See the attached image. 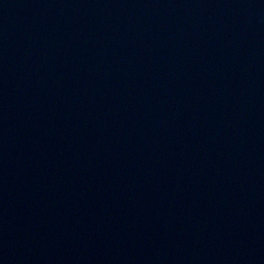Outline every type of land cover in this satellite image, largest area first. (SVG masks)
<instances>
[{"label":"water","instance_id":"water-1","mask_svg":"<svg viewBox=\"0 0 264 264\" xmlns=\"http://www.w3.org/2000/svg\"><path fill=\"white\" fill-rule=\"evenodd\" d=\"M0 264H264V0H0Z\"/></svg>","mask_w":264,"mask_h":264}]
</instances>
